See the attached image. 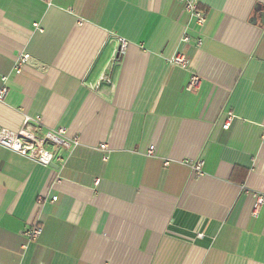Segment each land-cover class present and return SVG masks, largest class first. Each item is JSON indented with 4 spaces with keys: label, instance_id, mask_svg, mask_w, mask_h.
<instances>
[{
    "label": "crops",
    "instance_id": "1",
    "mask_svg": "<svg viewBox=\"0 0 264 264\" xmlns=\"http://www.w3.org/2000/svg\"><path fill=\"white\" fill-rule=\"evenodd\" d=\"M201 8L0 0V127L41 115L80 139L62 169L0 146V264H264V0Z\"/></svg>",
    "mask_w": 264,
    "mask_h": 264
},
{
    "label": "built area",
    "instance_id": "2",
    "mask_svg": "<svg viewBox=\"0 0 264 264\" xmlns=\"http://www.w3.org/2000/svg\"><path fill=\"white\" fill-rule=\"evenodd\" d=\"M184 3V8L191 18L194 19L199 25H203L206 21L205 13L201 8V0H180ZM189 36L183 37V42H188ZM201 43V40H199ZM128 42L125 39H120L119 47L114 51L110 66L117 65L121 62L126 53ZM30 58L29 54L20 55L16 62L14 70L19 72L23 64ZM174 63L187 67L189 60L183 51L175 55L172 60ZM105 78V76H104ZM110 80V79H109ZM3 86L0 89V100H3L7 93L6 87L7 77H2ZM200 77L197 74L192 75L189 84L187 85L188 91H195L200 86ZM232 115H230L225 123L226 127L231 124ZM80 139L78 136L69 137L66 135L64 127L56 129L44 130V124L41 115H26L22 127L18 131L8 128L0 127V146L17 152L21 155L34 159L35 161L50 166L57 164L59 169H62L68 162L72 152L79 145ZM108 145L103 143L99 146L100 150H106ZM65 153V154H63ZM147 154L152 156L155 154V147L151 146L147 150ZM170 161H165L168 165ZM188 165L196 176H201L204 173V161L202 159H185L183 161ZM256 198L255 211H257L264 203V194L253 192ZM57 197H53L52 201H56ZM42 201V199H39ZM42 233V228L38 225L26 229L24 235L29 239L34 240Z\"/></svg>",
    "mask_w": 264,
    "mask_h": 264
},
{
    "label": "water",
    "instance_id": "3",
    "mask_svg": "<svg viewBox=\"0 0 264 264\" xmlns=\"http://www.w3.org/2000/svg\"><path fill=\"white\" fill-rule=\"evenodd\" d=\"M56 167L58 168V166L56 165Z\"/></svg>",
    "mask_w": 264,
    "mask_h": 264
}]
</instances>
